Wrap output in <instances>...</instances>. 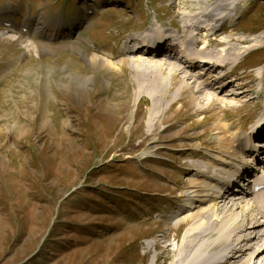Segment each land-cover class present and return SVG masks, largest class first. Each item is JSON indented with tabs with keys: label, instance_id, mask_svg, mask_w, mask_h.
<instances>
[{
	"label": "rangeland",
	"instance_id": "1",
	"mask_svg": "<svg viewBox=\"0 0 264 264\" xmlns=\"http://www.w3.org/2000/svg\"><path fill=\"white\" fill-rule=\"evenodd\" d=\"M182 13L180 0H0V264H171L177 258L199 217L194 176L204 160L217 152L221 157L217 114L227 108L228 117L244 121L255 113L253 124L263 115L264 0L246 2L236 24L211 39L210 50L221 49L225 37L231 50H255L236 76L229 68L193 70L209 85L203 94L224 105H212L192 87L194 99L187 90L160 114L145 95L133 116L131 69L106 70L91 59L106 61L115 49L118 65L120 41L131 45L154 26L183 30ZM203 35L190 43H203ZM240 132L246 136V129ZM245 205L236 213L248 224L245 213L252 209ZM215 232L199 236L198 245L207 243L199 263L254 258L252 264H264V254H255L264 239L249 242L253 250L239 259L220 262L228 259L224 248H236L239 236H255V230L221 242ZM204 254L223 255L207 263Z\"/></svg>",
	"mask_w": 264,
	"mask_h": 264
},
{
	"label": "bare ground",
	"instance_id": "2",
	"mask_svg": "<svg viewBox=\"0 0 264 264\" xmlns=\"http://www.w3.org/2000/svg\"><path fill=\"white\" fill-rule=\"evenodd\" d=\"M180 1L183 11V30L177 28V31L171 32L169 29H164L163 26H160L159 28L154 26L144 32L143 35L134 36L132 39L133 45H122V41H120L118 45V51H121L118 53V55L121 57V60L118 65L112 62L114 59V57H112L114 56L113 53L116 54L117 52L115 49H110L109 54L112 52V56L108 57L106 61L97 57L98 55L91 59L93 63L101 62L102 67L106 70L112 69L117 71V68L120 67H122L121 71H124L127 67L131 69L137 82V91L132 96L133 116L134 113H136L139 109L142 100L141 98L145 95H148V97L153 99L155 102V105H153L154 103L152 102L153 104L151 106V110H156L160 114L161 111H165L167 108H174V103L178 102L179 97L183 96L185 91H191L192 87L197 94L201 93L200 96L202 98L209 97V99L212 101V105L217 103L224 105V101H221L216 96L203 94V89L207 87L208 84H204L202 81L200 82V78L195 77L200 76L195 75V71L193 72V70L197 68V62L189 59L188 56L197 55L203 57L207 60L203 63V65L206 66L204 70L208 68L214 73H218L220 69L229 68V73L233 74L232 77H234L236 76L235 73L237 74V71L245 57L255 51H249V46L243 49L231 50V48H229V45L231 44L230 37L224 38L221 44V49H218L219 51L210 50V47L213 44L212 40H214L219 34L225 33V26L231 27L236 24L237 18L240 17L243 12V6L249 0H217L214 2H209L206 0ZM6 21L3 20V23ZM200 32H203V36L205 37L203 40V46L198 50H195L190 55L186 56L185 59L187 62L178 61L173 57L162 55V53H165V44H161L164 39H169L170 41L173 39L174 43L182 42V49L183 46L188 45V40L193 39L195 36L199 35ZM244 37L245 36L241 37V39ZM139 38L147 42L146 45L142 46L143 48L147 49L148 47H152V49L149 50L155 52L156 54L153 52L145 53L146 51L141 52L140 48L142 47H138L135 44V40H138ZM245 41L247 40L245 39ZM169 44L172 45L173 43L170 42ZM198 70L202 69L199 68ZM193 74L195 76H193ZM205 74H207V72ZM259 76L261 77V81L264 82V74L262 71H259ZM239 78L244 79V76H239ZM231 79L234 80V78ZM187 80L193 81L192 86L187 82ZM178 83L181 85L176 90L175 96H173V92V98L169 101V103H163L166 95L171 92L172 87ZM149 90L150 93H148ZM191 92L193 93L192 98L194 99L195 92ZM208 92H210V90ZM214 94L217 93L215 92ZM260 98L264 99V95H261ZM183 104L184 103H181L180 106ZM199 105H201V103H199ZM257 105L260 106V103ZM99 106L103 107V103H99ZM201 107L203 108L204 106L202 105ZM262 109L263 106L261 109H259V111ZM226 110L227 108L222 109V113L217 114L215 123V130H218L220 133V135L217 136L219 138L218 145L220 146L219 153H221V157L218 159V152L216 151L217 154L215 155L217 156L215 157L213 155L212 158H210L208 164H205L206 161L204 160L203 165L199 167V171L194 176V178L196 177V179L193 181L194 184L197 187H200L197 195L199 200L196 201V203L200 206V208L198 207L199 214H196V216L199 215V217L197 218L198 220L186 230V233L182 238L183 240L178 251L177 258L171 264H206L204 262L199 263L198 261L199 258H202L201 254L204 252L201 253V251L206 249L207 244L201 243L198 245V238L202 234L204 235L201 239L204 240V238L208 237V235L210 236L216 233L215 231H218L219 237L222 238L219 241L221 242L224 241L223 238H230L235 233L240 235L242 232L246 233L247 231L255 230V236H253L251 233L247 236L244 235L245 238L243 239L241 236H239L241 241L238 242L245 244L243 245V248H241L242 246H240V243L238 244L240 247L237 245L236 248H224L222 252L228 253V258L230 259H239L240 255L244 253L243 251H252L253 246L249 245V242H252V240L257 239L262 241L261 239H264V231H262L264 230V166L259 167L258 165L256 168H254L255 166L252 161L250 165L248 162H245V160L250 157L248 155L250 144H254L255 150L258 151L259 145H255L256 143L254 142V139H260L263 137L264 109L262 111L263 115L255 124H253V121L256 119V117H258V115L255 113L246 116V120L243 121L244 117L242 116H237L236 118L228 117V115L225 113ZM154 120L155 117L152 116L150 122H154ZM156 125L158 124L155 123V126ZM240 129H246V136L242 137ZM176 138L178 139V137ZM218 167L223 168L222 170L226 171L227 174L220 175L222 173L216 169ZM188 168L191 170V172L193 171L190 166H188ZM253 169L254 171L258 172L261 170V176L260 174H257V172L253 176ZM245 175L253 176L252 180L248 184V188L251 189V194L245 193L242 195L241 193L235 192L229 193L226 190L224 186L225 182H228L227 184H232V181H235L241 176L245 177ZM251 184L254 186H251ZM255 186H262L263 189L259 192H255ZM252 193L255 194L253 195ZM215 194H218V196ZM222 194H224V196H222ZM230 196H234V198ZM246 201H248V203ZM242 204H246V207H250L252 209V212L243 211V213L246 212L245 214L248 217L251 216L250 220H247L248 224L245 223V221L242 222V213H236V208ZM189 207L190 204L186 206V208ZM189 211H191V209ZM218 213H220L219 216ZM191 214L193 215L192 211ZM246 224L249 226L248 228L245 227ZM156 243L157 242H154L153 240L149 242V244L153 247H156ZM207 247L209 249V246ZM227 250L228 252H226ZM205 254L203 255V259L207 258V263H213V261H216L219 256L223 255L219 254L206 257ZM255 254L258 257L264 254L263 242L259 249L256 250ZM253 261L254 258L250 259L246 264H252Z\"/></svg>",
	"mask_w": 264,
	"mask_h": 264
}]
</instances>
